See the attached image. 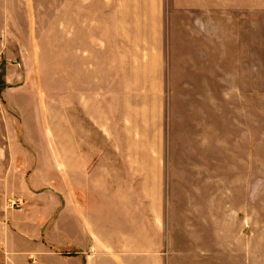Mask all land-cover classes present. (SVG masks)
Listing matches in <instances>:
<instances>
[{
  "label": "crops",
  "instance_id": "0c3cea01",
  "mask_svg": "<svg viewBox=\"0 0 264 264\" xmlns=\"http://www.w3.org/2000/svg\"><path fill=\"white\" fill-rule=\"evenodd\" d=\"M43 1L0 0V60L15 55L12 25L38 23ZM72 10V133L63 115L52 134L27 65L3 68L0 264H176L162 253L179 60L204 102V88L225 84L226 24L252 29L264 0H72Z\"/></svg>",
  "mask_w": 264,
  "mask_h": 264
},
{
  "label": "rangeland",
  "instance_id": "374dc122",
  "mask_svg": "<svg viewBox=\"0 0 264 264\" xmlns=\"http://www.w3.org/2000/svg\"><path fill=\"white\" fill-rule=\"evenodd\" d=\"M65 3L63 14L61 0H44L38 23L12 25L15 55L0 60L1 86L6 64L28 66L55 137L63 115L72 133L75 30L81 26L72 22V0ZM95 34L104 45L105 25H95ZM226 37L224 87L204 88V102L202 89L186 85L179 60L169 153L173 225L162 253L176 264H264V12L252 29L227 23ZM239 37L244 54L234 51Z\"/></svg>",
  "mask_w": 264,
  "mask_h": 264
},
{
  "label": "built area",
  "instance_id": "2783aa9c",
  "mask_svg": "<svg viewBox=\"0 0 264 264\" xmlns=\"http://www.w3.org/2000/svg\"><path fill=\"white\" fill-rule=\"evenodd\" d=\"M12 206L21 209L22 208L21 201L18 198L14 197L12 201Z\"/></svg>",
  "mask_w": 264,
  "mask_h": 264
}]
</instances>
